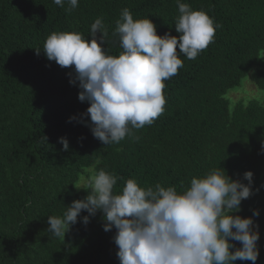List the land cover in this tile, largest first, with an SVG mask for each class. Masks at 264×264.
Returning a JSON list of instances; mask_svg holds the SVG:
<instances>
[{"label": "trees", "instance_id": "16d2710c", "mask_svg": "<svg viewBox=\"0 0 264 264\" xmlns=\"http://www.w3.org/2000/svg\"><path fill=\"white\" fill-rule=\"evenodd\" d=\"M181 2L219 25L213 42L194 60L180 54L183 67L165 81L164 112L152 125L106 145L84 115L90 103L78 98L74 66L48 60L46 38L77 32L91 40V25L102 17L108 31L102 47L119 55L114 32L123 9L134 19H151L160 36H178L176 0H79L70 12L67 3L61 8L53 0H0V264H120L117 230H104L99 211L87 224L82 211L65 240L48 231V216H63L88 195L85 185L75 184L104 169L120 177L116 194L128 179L182 192L192 178L220 167L244 184V174L253 173L252 195L234 215L258 225L255 264H264V102L238 101L231 108L227 98L249 75L264 90V0ZM230 242L233 252L242 247Z\"/></svg>", "mask_w": 264, "mask_h": 264}, {"label": "clouds", "instance_id": "9594fccd", "mask_svg": "<svg viewBox=\"0 0 264 264\" xmlns=\"http://www.w3.org/2000/svg\"><path fill=\"white\" fill-rule=\"evenodd\" d=\"M53 3L61 8L67 3L70 12L79 0ZM176 3L178 36H160L151 19H134L128 8L123 9L114 32L123 49L119 55H110L102 47L108 36L102 17L91 25V40L77 32H53L46 38L43 52L47 59L61 67L74 66L82 89L78 98L90 103L84 115H90L93 135L104 144H119L133 136V129L152 125L164 112L165 81L183 67L180 54L194 60L213 42L219 26L213 18L181 0ZM97 32L102 33L99 42ZM60 143L63 150L69 149L66 138H60ZM252 177L251 171L246 172L249 183L244 184L220 167L192 178L182 192L159 183L145 188L128 179L116 194L120 177L100 169L83 187L86 198L73 201L63 216H48V231L65 240L82 211L88 213L83 217L85 224L99 211L104 230H117L114 240L120 264H234L238 259L255 264L258 225L252 217L234 215L252 195ZM259 214L257 210L253 215ZM230 238L242 247L233 252Z\"/></svg>", "mask_w": 264, "mask_h": 264}, {"label": "rangeland", "instance_id": "374dc122", "mask_svg": "<svg viewBox=\"0 0 264 264\" xmlns=\"http://www.w3.org/2000/svg\"><path fill=\"white\" fill-rule=\"evenodd\" d=\"M251 82V75H249L247 78L244 79L241 87L235 88L229 92L227 98L230 101L231 108H233L238 101L248 102L250 100H253L261 103L264 102V90L256 86L253 82ZM81 181L77 184L83 186L85 185L87 178L84 179L82 182Z\"/></svg>", "mask_w": 264, "mask_h": 264}]
</instances>
